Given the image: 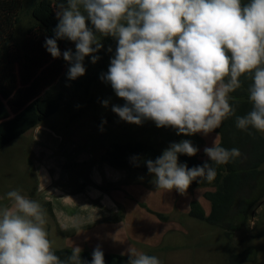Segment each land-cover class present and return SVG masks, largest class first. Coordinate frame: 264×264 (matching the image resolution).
<instances>
[{"label": "clouds", "instance_id": "9594fccd", "mask_svg": "<svg viewBox=\"0 0 264 264\" xmlns=\"http://www.w3.org/2000/svg\"><path fill=\"white\" fill-rule=\"evenodd\" d=\"M55 15L54 38L46 37L44 47L55 59L61 56L58 40L75 43L74 53H63L69 80L85 75V57L93 64L100 59L96 53L103 47L102 37L117 41L100 79L125 101L112 107L121 120L135 125L151 120L157 128L193 136L207 135L235 116L238 130L250 136L249 129L264 133V0H57ZM246 75L252 79V107L237 116L229 94L241 88L240 78ZM103 104L107 107L108 101ZM198 151L190 140H182L155 161H145L156 188L183 194L194 180L213 182V165L242 157L238 148L221 147L216 138L212 147L204 148L211 164L189 169L178 163L180 155L193 157ZM0 200L9 202L0 204V264H88L79 246L64 261L54 253L46 210L38 201L20 190ZM126 254L127 264H162L133 247ZM91 264H105L99 245Z\"/></svg>", "mask_w": 264, "mask_h": 264}, {"label": "rangeland", "instance_id": "374dc122", "mask_svg": "<svg viewBox=\"0 0 264 264\" xmlns=\"http://www.w3.org/2000/svg\"><path fill=\"white\" fill-rule=\"evenodd\" d=\"M36 2L21 0L13 42L20 44L34 25L31 10ZM101 43L95 64L85 57V75L69 80L70 65L65 62L59 79L47 88L46 96L60 98L59 109L0 149V198L20 190L38 201L46 210L45 227L53 249L67 248L68 239L79 241V236L70 235L77 230L91 236L93 244L99 236L97 244L108 255L128 257L127 250L133 247L153 254L162 264H227L229 252L254 247L255 256L248 252L244 264H264V237H253L264 228V198L252 207L246 227L225 236L188 215L193 202L208 215L205 194L214 188L189 187L183 194L158 190L154 175L107 163L105 155L114 144L141 143L162 155L184 137L172 128H157L151 120L130 124L112 111L125 101L100 77L108 71L117 41L102 37ZM70 49L75 52L74 42ZM216 138L219 142L215 131L188 136L199 149L198 160L208 158L204 148L212 147Z\"/></svg>", "mask_w": 264, "mask_h": 264}, {"label": "trees", "instance_id": "16d2710c", "mask_svg": "<svg viewBox=\"0 0 264 264\" xmlns=\"http://www.w3.org/2000/svg\"><path fill=\"white\" fill-rule=\"evenodd\" d=\"M56 6L57 0H37L31 10L35 23L17 44L13 42V34L19 23L21 0H0V149L60 107V98L48 97L45 92L61 76L66 62L63 53L71 48L73 42L58 40L61 56L55 59L44 47L46 37L54 38L58 24ZM240 80L241 88L229 94V103L235 107L237 116H244L252 107L248 92L252 79L246 75ZM214 131L219 134V146L229 150L238 148L242 157L227 165H213L217 171L213 182H200L198 179L191 183V188L211 187L214 191L205 194L209 203L208 215L195 202L190 204L188 215L228 236L246 227L252 207L264 198V170L261 168L264 165V135L252 129H249L253 132L251 136L238 130L235 116L225 119ZM183 137L188 140V136ZM159 156L149 145L126 143L112 145L105 160L117 169L150 174L145 161H155ZM133 157L139 159L134 162ZM205 162L211 164L209 158L200 161L196 155L178 157V163L186 164L189 169L203 166ZM253 237H264V228ZM255 250L248 247L240 252H229L227 264H244L248 262V252L253 251L255 256ZM53 251L62 261L67 260L72 252L68 248ZM93 251H82L81 259L91 264ZM147 255L154 256L151 253ZM104 260L105 264H127L128 257L104 254Z\"/></svg>", "mask_w": 264, "mask_h": 264}, {"label": "crops", "instance_id": "0c3cea01", "mask_svg": "<svg viewBox=\"0 0 264 264\" xmlns=\"http://www.w3.org/2000/svg\"><path fill=\"white\" fill-rule=\"evenodd\" d=\"M48 212H50V213L52 212L50 207H49ZM50 215H52V213ZM70 235L71 236H79V241L71 242V239H68L70 241V242H68V243H70L69 246L67 247L68 249L72 250L74 246H79L82 249H84V247H89L90 249L94 250L99 245V244H97V242H99V240H100V238H98L99 236H97V238H95L96 241H95V244H93L94 241L92 240L91 236H88V235L85 236V231L79 232V231L75 230V232L72 231L70 233ZM95 236H96V234H95ZM93 246H95V247H93ZM58 249H61V248H58Z\"/></svg>", "mask_w": 264, "mask_h": 264}]
</instances>
